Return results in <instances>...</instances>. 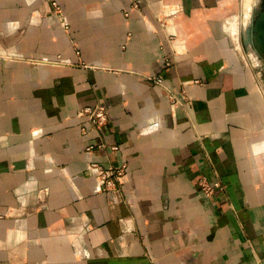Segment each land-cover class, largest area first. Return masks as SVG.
Listing matches in <instances>:
<instances>
[{
  "label": "crops",
  "instance_id": "1",
  "mask_svg": "<svg viewBox=\"0 0 264 264\" xmlns=\"http://www.w3.org/2000/svg\"><path fill=\"white\" fill-rule=\"evenodd\" d=\"M57 1L68 29L51 0H0V264H264V100L227 29L241 0ZM98 104L107 126L83 132ZM91 163L128 164L118 192Z\"/></svg>",
  "mask_w": 264,
  "mask_h": 264
},
{
  "label": "built area",
  "instance_id": "2",
  "mask_svg": "<svg viewBox=\"0 0 264 264\" xmlns=\"http://www.w3.org/2000/svg\"><path fill=\"white\" fill-rule=\"evenodd\" d=\"M51 4L54 7L55 12L60 17V21L64 27L67 29L69 28V25L67 21L64 19L63 16V8L60 5V3L57 0H51ZM131 8L135 11L140 10V6L136 0H132V6ZM231 20H229V24L231 25ZM44 63L50 64V65H58L66 63L64 62L60 57L45 61ZM171 64L169 61L166 62V66L169 67ZM152 82H154L156 85L160 87L164 86V81L157 77V78H151ZM171 100L174 104H182L188 98L173 94L170 92ZM110 117V111L107 106L98 104L95 106H87L83 109H81L78 114L77 118L81 119L82 124V131L86 132L88 130H92L100 135L101 131L107 126L108 121ZM99 147H106V145L102 142L98 145ZM93 148V146L89 147L88 150L90 151ZM110 149L113 152H116L119 150V146H111ZM88 171L90 172L91 176L96 180L98 183V190L100 192H118L119 187L124 183V179L128 172V164L123 163L120 166H113V165H103L100 163H91L88 166ZM200 188L203 194L211 198L213 197L217 191L224 190V186L222 185L221 181L219 179H215L214 182H209L206 179L201 180L200 182Z\"/></svg>",
  "mask_w": 264,
  "mask_h": 264
},
{
  "label": "rangeland",
  "instance_id": "3",
  "mask_svg": "<svg viewBox=\"0 0 264 264\" xmlns=\"http://www.w3.org/2000/svg\"><path fill=\"white\" fill-rule=\"evenodd\" d=\"M259 3L260 0H241L242 9L232 16L231 25H228L227 29L234 37L236 45L243 54L245 65L253 73L254 84L264 100V55L255 48L253 41L249 37V31L251 30L253 19L256 17L255 12ZM250 12L252 13L250 14Z\"/></svg>",
  "mask_w": 264,
  "mask_h": 264
},
{
  "label": "water",
  "instance_id": "4",
  "mask_svg": "<svg viewBox=\"0 0 264 264\" xmlns=\"http://www.w3.org/2000/svg\"><path fill=\"white\" fill-rule=\"evenodd\" d=\"M255 14L256 17L253 19L249 37L255 48L264 55V0H260Z\"/></svg>",
  "mask_w": 264,
  "mask_h": 264
},
{
  "label": "bare ground",
  "instance_id": "5",
  "mask_svg": "<svg viewBox=\"0 0 264 264\" xmlns=\"http://www.w3.org/2000/svg\"><path fill=\"white\" fill-rule=\"evenodd\" d=\"M244 2H246V1H244ZM252 8V7H251ZM249 9V8H248ZM247 12V11H246ZM245 12V13H246ZM252 12H250V14H251ZM242 16V15H241ZM246 16H247V13H246ZM243 17V16H242ZM245 17V16H244ZM249 17V16H248ZM250 18V17H249ZM246 19H248V18H246ZM248 21V20H247Z\"/></svg>",
  "mask_w": 264,
  "mask_h": 264
}]
</instances>
